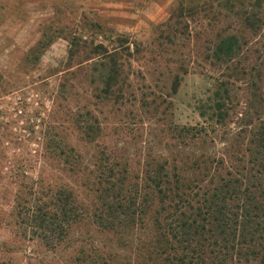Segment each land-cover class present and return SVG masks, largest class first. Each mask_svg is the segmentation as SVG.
<instances>
[{
    "label": "rangeland",
    "instance_id": "rangeland-1",
    "mask_svg": "<svg viewBox=\"0 0 264 264\" xmlns=\"http://www.w3.org/2000/svg\"><path fill=\"white\" fill-rule=\"evenodd\" d=\"M180 2L185 9L172 26L180 32L173 39L166 24ZM221 3L0 0V264H71L74 253L59 258L36 240L15 234V183L7 175L20 173L21 164L29 176L73 187L88 214L77 228L88 248L107 240L110 234L91 222L99 205L93 184L97 158L101 151L114 152L120 162H129L130 181L141 182L150 157H165L168 149L171 156L176 153L181 145L177 130L202 123L199 107L209 102L215 71L205 59L207 49L220 29L231 31L235 22L230 15L236 11L245 21L240 28L246 42L242 62L254 64V73L263 77L264 0H240L233 13ZM254 16L260 20L253 19V26L249 17ZM98 44L121 53V90L116 85L114 92L103 93L98 63L106 58L95 54ZM94 118L102 133L90 143L82 127ZM219 132L210 135L218 139ZM48 138L72 147V158L78 154L81 164L70 170L64 157H43ZM125 252L130 253L120 251Z\"/></svg>",
    "mask_w": 264,
    "mask_h": 264
},
{
    "label": "trees",
    "instance_id": "trees-1",
    "mask_svg": "<svg viewBox=\"0 0 264 264\" xmlns=\"http://www.w3.org/2000/svg\"><path fill=\"white\" fill-rule=\"evenodd\" d=\"M219 1L232 13L242 4ZM184 9L178 3L168 28ZM230 17L235 22L231 31L220 29L207 49L205 59L215 71L209 102L199 107L202 123L177 130L181 145L176 153L171 156L168 149L165 157H150L141 182L130 181L129 162H120L114 152L101 151L97 158L93 184L99 205L91 222L110 234L107 240L88 248L77 232L88 214L73 187L29 176L23 164L20 173L7 175L15 183L11 224L18 237L36 240L59 258L73 251L71 264H264V75L242 62L245 21L238 11ZM179 33L172 27L168 36L175 39ZM93 50L106 58L98 63L103 93H112L116 85L121 90L119 50L100 44ZM178 83L177 74L173 91ZM97 123L96 118L84 122L85 141L100 137ZM69 151L72 147L48 138L41 154L64 157L73 170L81 156L72 158ZM124 250L130 253H120Z\"/></svg>",
    "mask_w": 264,
    "mask_h": 264
}]
</instances>
